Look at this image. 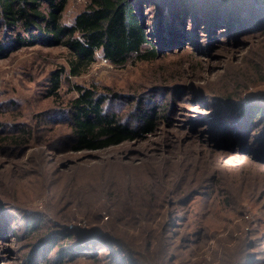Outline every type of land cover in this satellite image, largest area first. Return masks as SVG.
Returning <instances> with one entry per match:
<instances>
[{"label": "rangeland", "instance_id": "1", "mask_svg": "<svg viewBox=\"0 0 264 264\" xmlns=\"http://www.w3.org/2000/svg\"><path fill=\"white\" fill-rule=\"evenodd\" d=\"M86 2L68 0L62 20ZM139 2L151 59L115 66L98 52L55 94L64 46L0 52V264H49L55 241L75 254L66 264H264V0ZM8 34L0 24L2 44ZM74 84L105 95L121 123L149 109L159 126L68 150ZM94 231L113 258L88 241Z\"/></svg>", "mask_w": 264, "mask_h": 264}, {"label": "trees", "instance_id": "2", "mask_svg": "<svg viewBox=\"0 0 264 264\" xmlns=\"http://www.w3.org/2000/svg\"><path fill=\"white\" fill-rule=\"evenodd\" d=\"M67 3L68 0H0V24L12 38V41L6 44L0 42L1 53L6 50L11 53L35 45L64 46L70 53L65 63L51 71L48 77L51 88L48 94L59 91L65 80L86 72L94 63L98 52H101L105 61L115 66L123 65L133 56L140 59L150 58L149 55L153 51H143V47L150 44V35L141 19L143 4L139 0H87L84 9L74 17L72 24L62 20ZM73 88L77 96L66 110L68 124L74 129L73 136L66 137V141L70 143L68 150L97 151L124 142L136 141L152 133L159 126L155 110L141 111L136 115L133 125L124 124L118 119L115 110L109 111L105 108L108 102L105 95L80 84H74ZM254 112L258 117L264 113V107L258 106L254 108ZM218 175L217 171L213 177ZM148 192L153 195L151 189H148ZM90 216L83 215L81 220L84 219L86 222ZM70 219L71 217L67 216L61 218V221L67 223ZM36 228L27 227V234L32 237L38 234L37 240H43L46 232ZM70 228L68 226L61 229L62 233H66V239L69 238V243L74 236ZM101 235L95 231L86 234L92 238H99ZM96 238H88V241L92 242V246L101 247L105 256L113 258L111 252L105 253L103 249L107 247ZM85 241L88 242L86 239ZM112 244L111 246L119 250L117 243ZM47 247L50 248V252L55 251L54 258L57 257L52 258L49 264H66L72 260L68 257L75 255L73 253L60 256L64 253L57 248V241L48 242ZM80 247V250L83 247L91 248L88 244ZM120 264L123 262L120 261Z\"/></svg>", "mask_w": 264, "mask_h": 264}, {"label": "water", "instance_id": "3", "mask_svg": "<svg viewBox=\"0 0 264 264\" xmlns=\"http://www.w3.org/2000/svg\"><path fill=\"white\" fill-rule=\"evenodd\" d=\"M141 19H142V22H143V20H144L143 15H141Z\"/></svg>", "mask_w": 264, "mask_h": 264}]
</instances>
